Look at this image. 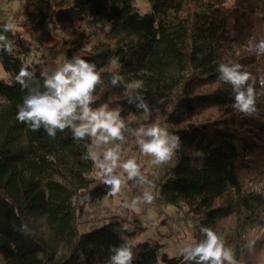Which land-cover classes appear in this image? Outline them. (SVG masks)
<instances>
[{
  "label": "trees",
  "instance_id": "obj_1",
  "mask_svg": "<svg viewBox=\"0 0 264 264\" xmlns=\"http://www.w3.org/2000/svg\"><path fill=\"white\" fill-rule=\"evenodd\" d=\"M23 1L25 11L12 20L20 29L6 33L19 51L0 52L1 67L8 75L6 80L0 78L3 264H108L109 248L126 240L136 253L133 264H181L179 256L160 253L157 244L132 245L141 228L137 221L124 229L123 221L114 218L80 231L83 205L109 197L107 187L92 174V162L82 158L87 141L74 140L67 129L51 138L43 129L34 132L16 119L27 91L15 77L29 53L41 49L40 63L30 67L38 80L41 71L54 69L65 57L95 63L104 83L97 86L93 106H119L132 129L141 123L128 120L135 109L127 102L128 90L111 86L110 76L119 72L126 81L143 80L140 91L147 100L157 101L160 110L142 123L166 124L181 140L175 164L159 186L160 200L183 204L190 213L203 216L196 225L197 241L203 238L201 226L210 227L224 236L240 264H264V252L257 246L249 252L247 247L248 232L264 227V197L244 182L247 174L264 176V146L252 141L263 134L257 121L264 108L263 89L257 86V113L244 116L233 108L231 86L217 72L220 63L234 62L253 75H264V55L248 60L240 46L241 25L253 3L147 0L151 10L142 14L133 0ZM257 8L264 11V0H257ZM92 20L99 24L94 41L80 33ZM5 22L0 20V25ZM62 32L71 37L64 44ZM72 35L89 50L76 44ZM113 56L120 62L107 70ZM129 185L137 188L134 182Z\"/></svg>",
  "mask_w": 264,
  "mask_h": 264
},
{
  "label": "clouds",
  "instance_id": "obj_2",
  "mask_svg": "<svg viewBox=\"0 0 264 264\" xmlns=\"http://www.w3.org/2000/svg\"><path fill=\"white\" fill-rule=\"evenodd\" d=\"M15 28L12 21L0 25V52L15 55L19 51L6 35ZM247 47L257 55H264V40L253 43V38L249 37ZM42 53L43 49L39 53L32 50L15 77L16 83L27 91L18 106L17 121L34 132L43 129L51 138L67 129L74 140L87 141L82 158L92 162L97 170L96 178L107 187L109 197L119 196L129 182H134L142 189V194L124 200L121 207L139 212L141 205L152 204L155 185L143 173V166L135 157H123L122 145L127 139L125 133H131L139 152L150 157L154 166L166 164L175 157L181 149L179 136L158 123H141L132 129L121 116L123 109L119 106L110 108L102 104L94 107V93L104 81L96 64L79 56L65 57L52 70L45 68L38 80L35 70H30V67L40 63L38 56ZM119 62V56L110 58L112 65ZM217 72L219 79L231 86L233 108L244 116L256 114L257 86L264 89V75H253L234 62L220 63ZM109 82L113 87L122 86L128 90V104L144 117H151L154 109L140 91L145 84L143 80L129 82L119 72H113ZM200 232L202 239L180 247L178 255L181 264H240L223 235L203 226ZM254 246L255 241L248 243L249 252L254 251ZM109 252L108 264H133L136 256L127 240L119 246L110 247Z\"/></svg>",
  "mask_w": 264,
  "mask_h": 264
},
{
  "label": "rangeland",
  "instance_id": "obj_3",
  "mask_svg": "<svg viewBox=\"0 0 264 264\" xmlns=\"http://www.w3.org/2000/svg\"><path fill=\"white\" fill-rule=\"evenodd\" d=\"M253 5L248 9L249 15L243 20L241 25L240 46L242 53L254 60H259L261 56H257L250 48L247 47L249 37L253 38V43L264 40V11L259 12L257 9V0H250ZM134 6L140 13H147L151 10L147 0H133ZM235 6H241L242 1L238 0L233 3ZM25 11V4L23 0H0V20L12 21L15 14H20ZM16 25L14 30H19L18 22H13ZM71 31V30H70ZM69 31V32H70ZM60 32V29L58 30ZM84 37L91 36V41H94L99 33V24L96 20H92L88 25L81 29ZM62 44L67 43L71 38L67 33H60ZM76 44L80 45L82 49L89 50L87 45L79 36L72 35ZM117 65L110 64L106 69L116 68ZM263 72H264V58H263ZM245 71V68H243ZM0 78L6 80L8 75L4 72L0 64ZM264 94V89H263ZM153 107L152 114L160 110V104L155 100H147ZM151 114V115H152ZM258 128L263 130L262 135L252 137V141L264 146V108L258 112ZM148 117H144L136 109H133L128 116V120L134 124H140L148 121ZM160 126L169 128L168 125L159 123ZM127 139L122 145L123 157H135L137 162L142 164L143 173L153 182L155 188L153 189L155 199L152 204L141 205L139 212H134L129 209L121 207L124 200H130L135 196L136 192L142 194V189L131 188L128 185L124 188L121 194L117 197H105L99 200L91 201L83 205L82 212L79 214V229L80 231L88 230L89 228H98L103 224L110 222L111 219H118L123 221V228L129 229L130 223L137 221L141 227L137 236L131 239L132 245L140 243L157 244L160 247V253L166 254L168 257L179 256V249L186 243L196 240V225L202 215H195L188 211L187 206L180 204L177 206L164 204L160 200L159 186L167 178L168 170L174 166V158L161 166H154L150 163L151 158L144 156L139 152L132 135H126ZM96 169L93 166V173L96 176ZM245 186L256 191L264 197V176L247 174L244 178ZM138 194V195H139ZM39 231L45 235L46 229L43 224H40ZM247 241H255V246L264 252V227L252 229L248 232ZM257 243V244H256ZM249 258L253 259V254L249 253ZM0 264L3 261L0 259Z\"/></svg>",
  "mask_w": 264,
  "mask_h": 264
}]
</instances>
